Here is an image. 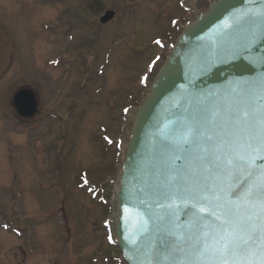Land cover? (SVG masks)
I'll return each mask as SVG.
<instances>
[{
  "label": "rangeland",
  "instance_id": "obj_1",
  "mask_svg": "<svg viewBox=\"0 0 264 264\" xmlns=\"http://www.w3.org/2000/svg\"><path fill=\"white\" fill-rule=\"evenodd\" d=\"M213 1L0 0V264H126L103 224L116 238L131 128L187 21ZM22 87L39 98L34 118L13 106Z\"/></svg>",
  "mask_w": 264,
  "mask_h": 264
},
{
  "label": "water",
  "instance_id": "obj_2",
  "mask_svg": "<svg viewBox=\"0 0 264 264\" xmlns=\"http://www.w3.org/2000/svg\"><path fill=\"white\" fill-rule=\"evenodd\" d=\"M262 10L264 0L212 2L186 25L154 80L137 113L120 178L116 244L127 264H259L264 192L257 189L250 203L237 201L258 177L233 169L245 182L232 188L228 199L235 204L221 202L220 221L207 212L198 219L190 197H210L225 187L228 160L243 154L237 141L244 126L234 113L264 95ZM114 16L107 11L101 22ZM14 103L24 117L38 111L28 88L16 93ZM190 128L198 135L186 143ZM225 218L231 221L230 254L222 253L216 228ZM205 225L215 229L211 236Z\"/></svg>",
  "mask_w": 264,
  "mask_h": 264
},
{
  "label": "snow or ice",
  "instance_id": "obj_3",
  "mask_svg": "<svg viewBox=\"0 0 264 264\" xmlns=\"http://www.w3.org/2000/svg\"><path fill=\"white\" fill-rule=\"evenodd\" d=\"M258 15L264 18V10L258 13ZM157 43H160V41H157ZM234 120L244 126L243 137L237 141L243 154L236 160H228L229 168L225 171L227 178L225 180V187L218 188L210 197L201 196L195 192L191 194L192 208L196 210L194 215L200 220L205 219L201 214L207 212L209 217H215L216 220L220 221L221 215L218 214V209L222 206V201L224 205L235 204L237 201H247L250 203L252 198L257 195V189L264 192V165L259 163L264 161V95L245 101L243 107L238 108L234 113ZM197 135L196 129H188L187 136L191 139L185 142H195ZM233 169L242 170L248 179L258 177V183L254 186L246 187L237 197V201H232L228 197L233 195L232 188L236 183L242 184L245 181L238 179ZM261 207L264 209V201L261 202ZM230 223V219L225 218L216 226L220 232L218 242L221 244V251L224 254H230L234 251L230 238L232 234L228 230ZM204 227L205 232L209 236L215 231L211 225H205ZM111 239V236H109L110 241ZM251 255H256V253H251ZM259 264H264V248H261L259 251Z\"/></svg>",
  "mask_w": 264,
  "mask_h": 264
}]
</instances>
